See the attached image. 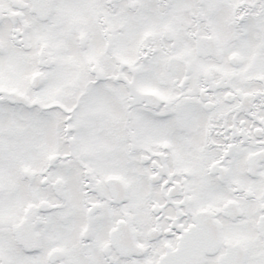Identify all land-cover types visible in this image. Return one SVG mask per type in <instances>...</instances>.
<instances>
[{"label": "snow or ice", "instance_id": "snow-or-ice-1", "mask_svg": "<svg viewBox=\"0 0 264 264\" xmlns=\"http://www.w3.org/2000/svg\"><path fill=\"white\" fill-rule=\"evenodd\" d=\"M0 264H264V0H0Z\"/></svg>", "mask_w": 264, "mask_h": 264}]
</instances>
